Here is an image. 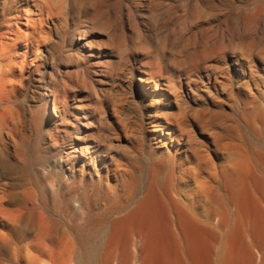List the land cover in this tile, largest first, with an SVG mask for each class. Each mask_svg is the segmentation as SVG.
Returning <instances> with one entry per match:
<instances>
[{"label": "bare ground", "instance_id": "bare-ground-1", "mask_svg": "<svg viewBox=\"0 0 264 264\" xmlns=\"http://www.w3.org/2000/svg\"><path fill=\"white\" fill-rule=\"evenodd\" d=\"M110 1L0 0V264H264L260 109L250 107L243 124L217 128L214 116L172 114L147 132L148 148L142 137L129 146L112 142L116 146L103 148L96 142L98 154L106 149L101 160L79 161V152L89 155L91 145L76 146L60 159L43 156L40 129L51 112L58 116L66 89L62 84L48 94L41 91L44 111L28 119L22 81L39 70L45 50L54 52L52 26L86 40L91 25L105 24ZM202 7L208 9L206 3ZM91 44L82 46L85 53ZM124 44L110 39L112 50ZM218 44H210L206 54L224 47L217 49ZM254 47L249 43L241 57V68L251 78ZM142 50L147 51L144 65L161 67L163 55L152 60L149 48ZM176 50L170 59L174 66L183 64L174 57L182 50ZM196 56L186 62L191 68L199 63ZM150 73L143 70L141 80L158 89ZM177 86L171 91L176 93ZM91 111L99 126L109 117L103 103Z\"/></svg>", "mask_w": 264, "mask_h": 264}, {"label": "rangeland", "instance_id": "rangeland-1", "mask_svg": "<svg viewBox=\"0 0 264 264\" xmlns=\"http://www.w3.org/2000/svg\"><path fill=\"white\" fill-rule=\"evenodd\" d=\"M196 1L111 0L105 9V24L91 25L82 41L74 40V33L66 34L58 24L52 26L49 45L55 46L54 52L45 50L39 70L33 76L26 75L21 86V102L28 119L44 111V105L39 103L41 91L48 94L49 88H61L62 84L66 89L58 116L51 112V118L40 129L47 160L60 159L74 147L87 145L92 150L87 156L79 152V161L101 160L106 149L98 154L93 148L96 142L103 148L120 142L129 146L142 137L147 146V132L158 129L170 115L183 111L190 116H214L212 125L216 128L234 121L243 124L245 113L252 106L264 111V0H199L208 5L207 10L203 3L195 8ZM111 38L116 42L122 39L125 44L112 50ZM90 41V49L85 53L82 46ZM253 42L255 77L251 78L250 72L241 68V57ZM209 43L214 48L220 43L217 49L224 46L226 50L209 52V56L205 51ZM175 46L182 51L174 57L181 58L183 64L174 66L170 59ZM144 47L149 48L148 57L152 60L164 56L161 67L144 65ZM90 53L94 55L88 56ZM192 55L199 60L193 68L187 64ZM143 70L156 76L158 89L141 80ZM79 76L89 85L84 87ZM190 79L193 84L189 86ZM175 83L176 93L171 91ZM99 102L109 110V117L101 126L91 111Z\"/></svg>", "mask_w": 264, "mask_h": 264}]
</instances>
